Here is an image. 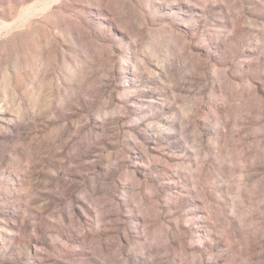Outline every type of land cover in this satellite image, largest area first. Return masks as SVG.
<instances>
[{
    "label": "rangeland",
    "instance_id": "obj_1",
    "mask_svg": "<svg viewBox=\"0 0 264 264\" xmlns=\"http://www.w3.org/2000/svg\"><path fill=\"white\" fill-rule=\"evenodd\" d=\"M0 264H264V0H0Z\"/></svg>",
    "mask_w": 264,
    "mask_h": 264
},
{
    "label": "bare ground",
    "instance_id": "obj_2",
    "mask_svg": "<svg viewBox=\"0 0 264 264\" xmlns=\"http://www.w3.org/2000/svg\"><path fill=\"white\" fill-rule=\"evenodd\" d=\"M35 9V8H34ZM33 14V13H32ZM20 15V14H19ZM24 15V14H23ZM17 18V17H16Z\"/></svg>",
    "mask_w": 264,
    "mask_h": 264
}]
</instances>
